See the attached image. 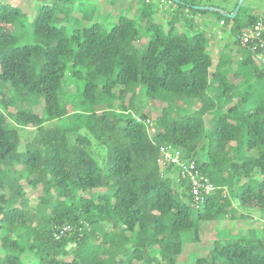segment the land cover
I'll use <instances>...</instances> for the list:
<instances>
[{
    "label": "trees",
    "instance_id": "trees-1",
    "mask_svg": "<svg viewBox=\"0 0 264 264\" xmlns=\"http://www.w3.org/2000/svg\"><path fill=\"white\" fill-rule=\"evenodd\" d=\"M72 1L32 0L29 16L0 0V264H177L202 223L235 217L233 200L264 214V36L243 40L261 13L242 16L246 0L233 19L215 12L231 39L214 64L216 40L171 28L187 9L208 12L194 2L168 0L164 31L73 18ZM142 1L136 14L150 18ZM66 74L84 83L78 110L60 98ZM142 90L154 110L138 112ZM164 146L213 185L202 204L160 163ZM193 264H264V237L216 239Z\"/></svg>",
    "mask_w": 264,
    "mask_h": 264
},
{
    "label": "rangeland",
    "instance_id": "rangeland-1",
    "mask_svg": "<svg viewBox=\"0 0 264 264\" xmlns=\"http://www.w3.org/2000/svg\"><path fill=\"white\" fill-rule=\"evenodd\" d=\"M14 3L19 4L24 8V10L30 16L32 12L33 3L32 0H12ZM149 8L152 10L150 18H140L136 14L139 9L144 6L142 0H73L70 5L74 7L72 17L76 18V15L82 16L86 13L90 18V22H98L101 26L105 28H110L117 19V16L122 15L128 18H133L138 26L143 27L145 25V20H151L159 24L160 28L164 31L170 29V22L174 20L177 15V6L171 4L168 0H150ZM187 2H194V6L198 7H213L217 9H222L226 12H231L234 10L235 5L238 0H186ZM48 2V0H46ZM193 6V7H194ZM194 9V8H193ZM264 10V0H246L242 7L243 13H254L260 14ZM185 17H182L179 21H176L171 25L172 31L174 33H185L192 35L196 32H202L207 37L208 41H214L210 44V49L208 51L212 53L214 64H216L221 47L226 41H230L228 36V31L222 35L218 18L215 12H207L205 14H193L192 11H183ZM80 24L87 25L86 22H81ZM147 41V37L142 40L141 44ZM223 41V42H222ZM140 44V45H141ZM222 44V45H221ZM139 46V44H138ZM226 52L233 53L235 48H230ZM65 81L67 86L64 87L63 95L60 96L64 104H72V110H78L80 108L79 103L81 99V90L83 89V81H76L69 78L66 74ZM136 104L138 106V112L144 113L153 109L152 103L157 101L149 100L143 94V90L136 98ZM25 105V103H22ZM42 104L35 105L34 111L41 113ZM156 112L159 113L160 105L156 107ZM154 110V109H153ZM9 112H13L14 109L8 108ZM154 115V114H153ZM207 121V118H205ZM68 122V121H67ZM59 123L52 122L49 124L55 125ZM207 123V122H206ZM208 126V124H207ZM71 140H74V136H70ZM96 155L102 154V150L99 148L94 149ZM101 156V155H100ZM97 162H101L99 158L94 156ZM39 192L32 193L35 197ZM188 203V200H186ZM233 205L236 207L237 211L233 219L226 218L222 221L207 222L201 224V233L199 234V240L194 242L185 237L183 239V247L180 255L177 259V264H193L195 259L199 257L207 256L212 246V243L216 239H221L225 241L232 237H250L255 235L256 237H264V214H261L256 209H243L239 207L238 201L233 200Z\"/></svg>",
    "mask_w": 264,
    "mask_h": 264
},
{
    "label": "built area",
    "instance_id": "built-area-1",
    "mask_svg": "<svg viewBox=\"0 0 264 264\" xmlns=\"http://www.w3.org/2000/svg\"><path fill=\"white\" fill-rule=\"evenodd\" d=\"M223 22H220L222 25ZM264 36V10L261 13L260 19L253 25L251 30L244 33L243 40L248 39H261ZM264 46L262 42L261 47ZM138 122H142L141 119L136 118ZM147 122V121H146ZM160 163L163 166H174L180 173V175L187 179L190 186V195L193 206L202 204L206 198L214 192L213 185L197 168L196 163L192 160H184L180 150H175L171 146H164L160 149ZM71 227L63 226L57 229L56 239L63 237L71 232Z\"/></svg>",
    "mask_w": 264,
    "mask_h": 264
},
{
    "label": "water",
    "instance_id": "water-1",
    "mask_svg": "<svg viewBox=\"0 0 264 264\" xmlns=\"http://www.w3.org/2000/svg\"><path fill=\"white\" fill-rule=\"evenodd\" d=\"M172 1H177V0H172ZM245 0H238L237 4L234 8V10L231 13H228L222 9H217V8H213V7H198V6H194L193 8L195 10L198 11H208V12H217L220 15H222L223 17L229 18V19H233L239 12L241 5L243 4Z\"/></svg>",
    "mask_w": 264,
    "mask_h": 264
}]
</instances>
